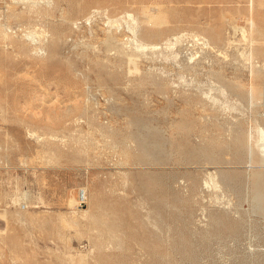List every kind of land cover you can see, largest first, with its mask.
I'll list each match as a JSON object with an SVG mask.
<instances>
[{
  "label": "rangeland",
  "instance_id": "1",
  "mask_svg": "<svg viewBox=\"0 0 264 264\" xmlns=\"http://www.w3.org/2000/svg\"><path fill=\"white\" fill-rule=\"evenodd\" d=\"M0 25V264H264V0Z\"/></svg>",
  "mask_w": 264,
  "mask_h": 264
},
{
  "label": "bare ground",
  "instance_id": "2",
  "mask_svg": "<svg viewBox=\"0 0 264 264\" xmlns=\"http://www.w3.org/2000/svg\"><path fill=\"white\" fill-rule=\"evenodd\" d=\"M10 9H11V8H10ZM15 16H16V15H15ZM7 18H8V17H7ZM14 19H15V18H14ZM12 20H13V18H12ZM1 25H2V24H1ZM1 25H0V27H1ZM3 25H4V24H3ZM2 27H4V26H2ZM2 27H1V28H2ZM2 30H3V29H2ZM2 30H1V31H2ZM250 30H251V29H250ZM3 32H4V31H3ZM169 32H170V31H169ZM169 32H168V33H169ZM3 34H4V33H3ZM166 34H167V33H166ZM105 37L107 38V36H105ZM109 37H110V35L108 36V38H109ZM136 37H137V36H136ZM214 37H215V35H214ZM214 37H213V38H214ZM252 37H253V36H252ZM250 39H252V38H250ZM114 40H115V39H114ZM115 41H116V40H115ZM115 41H114V42H115ZM140 41H141V40H140ZM109 42H110V40H109ZM120 42H121V41H120ZM253 43H255V42H253ZM249 44H250V43H249ZM123 45H124V44H123ZM54 47H55V46H54ZM257 47H258V45H257ZM204 48H205V47H204ZM208 48H209V47H208ZM211 48H212V47H211ZM214 48H215V47H214ZM251 48H252V47H251ZM253 48H254V47H253ZM253 48H252V49H253ZM215 49H216V48H215ZM215 49H214V50H215ZM206 50H207V49H206ZM218 50H219V49H218ZM255 50H256V49H255ZM195 53H196V52H195ZM220 53H221V52H220ZM223 53H224V52H223ZM181 54H182V53H181ZM191 54H192V53H191ZM184 55H185V54H184ZM220 55H221V54H220ZM186 56H187V55H186ZM190 58H191V57H190ZM190 58H189V59H190ZM195 61H196V60H195ZM191 63H192V62H191ZM244 138H245V137H244ZM246 138H247V137H246ZM249 140H250V139H249ZM243 142H244V141H243ZM243 142H242V143H243ZM249 142H250V141H249ZM249 145H250V144H249ZM247 146H248V145H247ZM248 147H250V146H248ZM250 148H251V147H250ZM262 148L264 149V142H262ZM251 150H252V149H251ZM248 151H249V150H248ZM206 156H207V155H206ZM230 178H231V177H230ZM211 180H212V179H211ZM214 181H215V180H214Z\"/></svg>",
  "mask_w": 264,
  "mask_h": 264
},
{
  "label": "built area",
  "instance_id": "3",
  "mask_svg": "<svg viewBox=\"0 0 264 264\" xmlns=\"http://www.w3.org/2000/svg\"><path fill=\"white\" fill-rule=\"evenodd\" d=\"M81 195H82V197H81V200L79 201V204L83 205L85 203L87 197H86V194H84V193Z\"/></svg>",
  "mask_w": 264,
  "mask_h": 264
}]
</instances>
